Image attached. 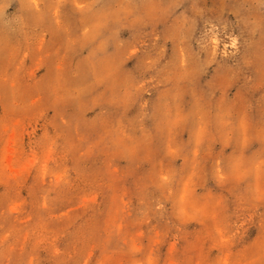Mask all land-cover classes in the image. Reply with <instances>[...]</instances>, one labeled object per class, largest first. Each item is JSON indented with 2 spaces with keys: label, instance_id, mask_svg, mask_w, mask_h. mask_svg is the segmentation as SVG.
Here are the masks:
<instances>
[{
  "label": "rangeland",
  "instance_id": "rangeland-1",
  "mask_svg": "<svg viewBox=\"0 0 264 264\" xmlns=\"http://www.w3.org/2000/svg\"><path fill=\"white\" fill-rule=\"evenodd\" d=\"M0 264H264V0H0Z\"/></svg>",
  "mask_w": 264,
  "mask_h": 264
}]
</instances>
